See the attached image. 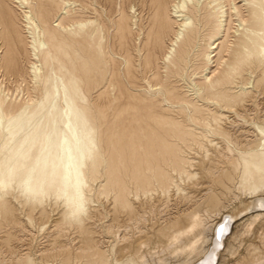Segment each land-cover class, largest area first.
I'll return each mask as SVG.
<instances>
[{"label":"bare ground","instance_id":"obj_1","mask_svg":"<svg viewBox=\"0 0 264 264\" xmlns=\"http://www.w3.org/2000/svg\"><path fill=\"white\" fill-rule=\"evenodd\" d=\"M45 1L0 0V77L2 79L12 77L15 83L19 80L24 82L23 71L17 61L18 54L20 55L23 50L30 57L27 74L31 81L38 85L39 82H42L43 86L50 85L48 90L44 87V90H47L44 102H37L34 106L40 112L38 120L17 123V127L14 128L12 125L19 121V115L6 119L5 113L11 111L15 114L27 107V102L33 103L34 99L30 96L32 94L28 93L30 95L27 96L26 102L21 103L7 102L0 97V140L3 141L0 147V166L6 170L10 178L27 179L26 192L32 198H42L48 193L62 197L70 212L56 222L54 232L57 235V242L53 241V245H56L54 249L53 247L52 251L42 249L40 255L47 263L48 258L52 257L58 264H68L72 249L75 258L94 257L101 252L104 242L97 234L98 238L89 241L85 246L71 249L69 246L72 239L68 240L64 230L66 225L73 224L72 219L75 220L76 231L84 228L81 212L87 199L85 188L90 187L87 176L94 177L98 167L104 162L102 154L98 151L99 138L96 133L106 113L96 115L86 103L80 104V99L77 100L78 88L73 84L83 82L86 89L94 84L96 73L102 68L103 52L100 49L98 53L94 50L97 44V21L81 15L84 0H63L62 6L60 2H52V6L60 9L57 15L58 23L54 26L49 23L54 9L47 8ZM73 4L79 6L77 5L75 9L71 7ZM145 6L148 11L146 24L144 23L146 31L138 47L143 54V68L154 70L152 77L155 85H161L166 94L183 100L193 108L205 107L195 99L196 93L204 92L206 99L223 102L226 108L236 106L244 96L251 93L246 87L247 82L243 81V87L234 90L231 89V85L236 83L237 76L252 56L256 57L258 63L264 64V0H124L122 15L115 22V34L121 42L129 38L133 25L141 29L140 13ZM92 9L95 10L93 7ZM66 23L68 25H65ZM73 44H79L80 48L69 52ZM159 60L163 65L164 74L159 73ZM193 60L199 62L194 64ZM189 62H193L192 65H195L201 74L198 83L194 82L196 91L192 92L193 89L189 88L178 91L169 86L171 84L169 78L180 75L179 70ZM133 67L132 58L126 56L125 70L130 73ZM259 84L264 88V70L255 81L256 86ZM58 102L66 104L64 110L58 109ZM142 108L154 125H157V129L155 126L140 123L130 129L126 145L121 146L119 152L113 150L107 159L106 167L108 173L111 172L109 182H114L117 177V173L112 171L116 159L122 157L125 164L130 163V168L126 170L131 173V182L138 192L141 191L145 195L151 193L152 181L156 182L161 191H169L171 187L176 191L183 190L160 162L163 161L165 166L179 174L190 175L185 169V164L191 165V161L182 154L177 142L188 144L190 141H197L195 131L180 121L167 122L161 119L148 105H142ZM206 109L219 133L231 132V141L235 148L239 149L236 156H231L222 149L217 150L228 160L229 166L220 169L213 165L212 168L208 167L206 172L217 187L228 188L237 178L236 168L241 166V177L246 182L254 177L260 179V184L252 186L250 195L254 194L258 188L264 187V131L259 133L254 127L252 130H240L242 128L234 119L229 120L222 113L213 112L208 107ZM77 111L88 113L87 122L82 127H77L85 140L82 147L75 152H64L65 146L57 143L54 149L45 150V139L48 136L45 127L46 116L52 114L60 116L64 112L72 120ZM238 115H242L241 111ZM250 115H253L252 112ZM225 118L228 122L223 126ZM261 121L264 123V114ZM63 124L70 129L67 118ZM73 134L76 135V132ZM98 135L100 136V132ZM259 135H262V141L255 147L261 149L253 150L255 142L260 139ZM208 142L211 143V140L208 139ZM123 149L126 150L127 156H122ZM145 169L151 170L153 175H148ZM0 187L7 188L4 176L0 177ZM246 189L250 190V187ZM124 190V187L118 190V198L124 197ZM209 191L202 193L194 202L192 200L191 205L185 206L186 208L181 209L179 214L164 217V224L158 235L177 241L182 236L198 230L203 224L200 213L202 204L216 201L215 194ZM247 205L246 210L264 208V198L255 195ZM10 210L0 197V216L4 220L0 223V230L5 234L8 246L13 245L10 250H6L3 244L0 245V264H35L34 259L22 248L24 226L21 225V228L23 227L21 229L17 222L10 220ZM243 211L245 212L244 209ZM236 215V212L221 215L220 222L216 225L217 227L222 223L220 234L216 235L214 230L213 245L206 248V254L197 264H214L222 239ZM263 216L264 212H256L251 215V220L254 222ZM182 224H185V227H182ZM135 229H138V226ZM200 236L194 240L195 243L201 240ZM262 242L264 246V236ZM123 247L125 249V246ZM252 264L261 263L255 261Z\"/></svg>","mask_w":264,"mask_h":264},{"label":"rangeland","instance_id":"obj_2","mask_svg":"<svg viewBox=\"0 0 264 264\" xmlns=\"http://www.w3.org/2000/svg\"><path fill=\"white\" fill-rule=\"evenodd\" d=\"M45 2L47 8L54 9L49 19L50 25L54 26L58 23L57 15L60 9L52 6L51 3L60 2L63 4V0H46ZM123 2L124 0H84L82 4L84 8L81 15L95 19L98 24L97 44L94 50L97 53L100 50L103 52L102 68L96 73L95 82L89 88L86 89L83 82L73 84L78 88L76 89L80 98L77 97V100L80 99V104L86 103L95 111L96 115L106 113L96 133L99 138L98 151L102 154L104 162L98 167L94 177L87 176L90 187L85 188L87 199L81 212L84 228L76 231L75 220L72 219L73 224L66 225L64 230L68 240L72 239L69 246L71 249L76 246H85L89 241L98 238V235L104 242L101 252L94 257L75 258V252L72 249L68 264H197L206 254V248H211L213 245L214 230L220 222L221 215L229 212H236L237 215L230 224L229 233L222 239L221 248L214 264H252L255 261L264 264L262 242L264 216L254 222L251 220V215L256 212H264V208L246 210L248 202L254 199L255 195L264 198V187L258 188L257 192L250 195L252 186L260 184V179L254 177L246 182L241 177L242 167L239 166L236 168L237 178L233 185L228 188H219L206 172V169L212 168L213 165L220 169L229 166L228 160L221 156L217 150L222 149L231 156H236L239 150L231 141V132L219 133L218 127L206 109L207 107L213 112L224 114L229 120L234 119L242 128L240 130H252L254 127L259 133L264 131L262 130L264 123L261 121L264 114V88L260 84L255 85L258 75L264 70V64L258 63L256 57L252 56L247 65L243 66L240 75L237 76L236 83L231 85V89L234 90L243 87V81L247 82L246 87L251 90V93L241 99V104L238 103L236 106L226 108L223 102H218L216 99H206L204 92H200L201 94H195V99H198V103H202L205 107L193 108L183 100L166 94L161 85H155L152 77L154 70L143 68V54L138 45L145 36L146 18H148L147 5L140 13L142 16L141 29L137 28V25H133L129 38H126L124 42L118 39L115 34V22L122 15ZM77 5L79 6V4ZM77 5L73 4L71 7L76 9ZM233 38L231 37V39ZM166 42L168 43V41ZM79 46V44H73L69 52H74V49L79 50ZM128 55L134 64L130 73L125 70V57ZM17 58L19 67L23 71L24 82L19 80L15 83L12 77L8 79L0 77V97H3L7 102L21 103L26 102L27 96L32 94L30 96L34 101L33 103L27 102L28 106L15 114L5 110L7 111L5 113L6 119L16 115L20 117L19 121L12 125L13 128L14 126L17 127V123L23 124L38 120L40 112L34 106L37 105V102H44L46 99L45 92L50 88L49 84L43 86L42 82H39L38 85L31 81L27 74L30 61L28 54L22 50ZM193 62L196 64L199 61L193 60ZM193 62L184 65L179 70L180 75L169 78L168 81L171 83L169 86L178 89V91L189 88L195 92L194 82L198 83L201 74L194 67L195 65H192ZM159 66V73L164 74L163 65L159 63ZM44 87L47 90H44ZM142 105L152 107V111L167 122L180 121L195 131L197 141H190L188 144L177 142L182 154H185L184 156L191 161V165L185 164V169L190 172V175L179 174L165 166L163 161L160 162V165L165 167L166 172L185 192L183 190L176 191L172 187L169 191H161L154 181L151 182V193L145 195L141 191L138 192L131 182V173L126 170L130 168V163L125 164L122 157L116 159L112 171L117 173V177L114 182H109L111 172L108 173L106 167L107 159L113 150L119 152V148L126 145L127 134L130 129L138 123L151 127L155 126L157 129V125H154L153 121L148 118ZM57 106L58 109L64 110L66 104L58 102ZM246 108L251 111H247ZM240 111L241 116L238 115ZM251 112L253 115H250ZM69 117L64 112L60 116L54 114L46 116L45 127L48 130V136L45 139V150L54 149L57 143L65 146L64 152H75L82 147L85 140L77 127H82L87 122L88 113L77 111L72 120ZM66 118L69 120L70 129L63 124ZM227 122L226 118L223 119L222 125H227ZM74 131L76 135L73 134ZM99 132L100 136L98 135ZM108 133L110 134L109 139ZM258 137L260 139L255 142L253 149L257 151L261 148L255 147V145L262 141V135ZM208 139L211 140V143L208 142ZM2 144L1 139L0 147ZM127 155L126 150L123 149L122 156ZM124 158L129 161L127 157ZM145 170L148 175H153L151 170ZM1 176L6 179L7 188L1 189L0 187V197L11 209L10 220L17 222L20 228L21 225L24 226L23 229L21 228L24 235V242H22L24 252H27L34 259L35 264H58L52 257L48 258V263L45 262L40 251L42 249L43 251H52L51 247L54 249L56 245L54 246L53 243L57 242V235L54 232L56 231V222H59L64 215H68L70 209L62 197H56L53 193L45 194L42 198H32L26 192L27 179L10 178L6 170L1 169L0 166ZM207 182L211 185L209 186ZM121 187L125 188L122 199L117 197ZM246 187H250V190H247ZM207 190L215 194L216 201L202 204L200 213L203 217V224L198 230L182 236L177 241H171L165 236L158 235L164 224V217L179 214L181 209L191 205L192 200L194 202ZM3 221L0 216V223ZM136 226L138 229H135ZM96 227L97 229H93ZM182 227H185V224H182ZM1 233L0 230V245L3 244L2 246L6 250H10L13 245L8 246L5 242V234ZM201 234L202 236H200ZM50 235L51 237H49ZM122 236L126 239L122 240ZM199 236L201 240L195 243L194 240Z\"/></svg>","mask_w":264,"mask_h":264},{"label":"water","instance_id":"obj_3","mask_svg":"<svg viewBox=\"0 0 264 264\" xmlns=\"http://www.w3.org/2000/svg\"><path fill=\"white\" fill-rule=\"evenodd\" d=\"M220 227H222V223H220L216 229H215V234L218 235L220 234L219 230H220ZM230 230V229H229ZM229 230H227V232L225 233V235H227L229 233Z\"/></svg>","mask_w":264,"mask_h":264}]
</instances>
